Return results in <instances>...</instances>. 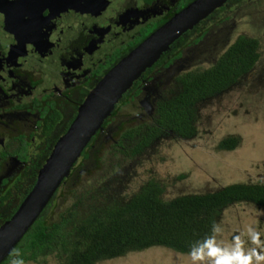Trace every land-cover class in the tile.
Returning a JSON list of instances; mask_svg holds the SVG:
<instances>
[{
	"label": "trees",
	"instance_id": "16d2710c",
	"mask_svg": "<svg viewBox=\"0 0 264 264\" xmlns=\"http://www.w3.org/2000/svg\"><path fill=\"white\" fill-rule=\"evenodd\" d=\"M228 1L232 4L228 9L224 5L216 8L173 42L154 66L161 65L163 61L172 62L169 57L174 53V58H178L180 49L194 36L198 41L208 26L204 22L208 20L210 24L212 21L210 17L222 20L225 18L223 14H229L226 16L228 19L239 0ZM207 64V67L195 65L174 75L170 87L155 100L152 116L120 126L118 138L110 142L114 157L119 158L116 163H109L102 155L96 156L97 167L93 169V178L99 177L100 184L85 192L72 190L68 197L70 201L66 200L54 218L48 219L55 196L59 194L58 188L39 217L0 264H11L17 258L12 255L14 250L19 252L18 258L23 259L25 264H101L156 247L188 255L191 245L210 235L213 224H220L222 214L231 206L249 203L264 207V182L261 181L235 182L172 197L167 194L165 184L154 177L134 189H129L123 182L128 174L125 161L143 162L168 139L186 143L194 139L199 133L200 108L248 76L263 71L264 47L259 37L239 32ZM139 82H134L122 95L124 101L127 96H132L133 91L135 94L139 92ZM70 121L71 118L65 119L56 136L35 140L34 155L29 151L31 140L23 141V148L15 151L19 160L29 163L0 195V225L11 217L30 191L38 170ZM48 127L53 129V123L49 122ZM95 136L82 151L80 160L87 158ZM240 145L236 136H227L219 141L216 150L233 151ZM121 157L125 161H121ZM106 172L112 173L108 176Z\"/></svg>",
	"mask_w": 264,
	"mask_h": 264
},
{
	"label": "flooded vegetation",
	"instance_id": "af4514ba",
	"mask_svg": "<svg viewBox=\"0 0 264 264\" xmlns=\"http://www.w3.org/2000/svg\"><path fill=\"white\" fill-rule=\"evenodd\" d=\"M193 1L0 0L1 174L10 169L12 162L13 166L15 159L23 163L14 179L0 181L3 186L0 195L29 163L19 160L15 154L23 148L21 143L31 140L29 151L34 155L35 140L56 136L58 129L61 130L60 125L65 124L66 118L73 120L78 106L107 71ZM261 1L264 0H239L234 4V10L243 4ZM230 4L226 1L223 5L228 9ZM234 10L230 12L231 16H234ZM223 15L222 20L210 17V24L206 20L204 23L208 26L201 38L196 41L197 36H194L184 44L178 58H174V53L169 57L172 62L163 61L154 66L157 60L147 68L138 79L141 81L139 92L133 91L126 101L121 98L111 113L113 119H108L104 126L115 122V113L119 107L128 106L127 101L132 104L138 100L144 102L146 96L154 110L155 100L170 87L174 75L216 58L236 34L231 37L228 33L221 34L217 43L207 50L199 49V46L210 26L224 22L229 14ZM230 17L229 20L235 22L241 19ZM177 62H182L181 70L170 67ZM167 71L172 72L168 75ZM144 81H150V90L141 87ZM141 115L128 116L123 123L143 120ZM27 116L31 117L28 121ZM49 122L53 123V129L48 127ZM119 126L109 131L107 137L119 136ZM14 140H17L15 145Z\"/></svg>",
	"mask_w": 264,
	"mask_h": 264
},
{
	"label": "rangeland",
	"instance_id": "374dc122",
	"mask_svg": "<svg viewBox=\"0 0 264 264\" xmlns=\"http://www.w3.org/2000/svg\"><path fill=\"white\" fill-rule=\"evenodd\" d=\"M233 15L230 18L241 17V19L235 22L234 19L228 18L222 23L210 26L203 36L199 49H210L223 33H228L231 37L239 32L259 37L264 47V1L243 4L234 10ZM233 32L236 33L232 34ZM181 63H174L170 67L175 66L181 70ZM200 64L204 67L208 66L206 62ZM261 70L263 71L243 79L234 88L210 99L200 108L199 133L194 139L187 143L172 139L165 140L150 157L146 158L147 160L141 163H127L121 157L120 160L125 161L128 173L123 178L125 186L134 189L148 178L154 177L165 184L167 194L172 197L188 192L206 191L235 182H264V65ZM171 72L167 71V74ZM149 82L144 81L141 87L150 90ZM126 103L129 105L119 107L117 114L115 113V122L107 124L95 136L93 145L87 151V158L81 160L79 158L74 163L65 182L59 187L57 192L59 194L55 196V204L48 213V219L54 218V215L65 205L66 200L70 201L68 197L72 190L76 189L77 193L85 192L100 184L99 177L93 178V169L97 167V154L104 156L113 164L119 159L113 155L114 149L110 142L114 138L107 137L109 131H113L114 128L116 130L119 125H129L125 123L128 121L123 123L128 116L142 113L141 118L144 120L148 117L146 114L153 112L150 98L146 96L144 102L138 100L133 104L132 101ZM110 116L107 120L113 119ZM29 117L27 116V121L30 120ZM227 136H236L241 143L240 147L233 151L216 150L219 141ZM115 138L118 136L116 135ZM16 141H13L14 145ZM12 163L7 172L1 174L0 171V181L3 178L11 181L23 166V163L16 159L13 166ZM111 173L106 172L108 176ZM181 176L185 177L181 178ZM2 187L0 184V190ZM220 220L223 232L218 239L225 244L238 234H242V238L247 240L249 226L260 231L261 239L264 240V207L249 203L236 204L225 210ZM248 246L251 247V244L249 243ZM101 264H191V260L188 255L178 254L164 247H156L142 253H130L125 257L104 261Z\"/></svg>",
	"mask_w": 264,
	"mask_h": 264
},
{
	"label": "water",
	"instance_id": "95a60500",
	"mask_svg": "<svg viewBox=\"0 0 264 264\" xmlns=\"http://www.w3.org/2000/svg\"><path fill=\"white\" fill-rule=\"evenodd\" d=\"M228 0H194L158 27L107 71L88 93L66 131L56 140L16 211L0 225V263L8 256L69 175L82 151L115 105L147 68L185 32Z\"/></svg>",
	"mask_w": 264,
	"mask_h": 264
},
{
	"label": "clouds",
	"instance_id": "9594fccd",
	"mask_svg": "<svg viewBox=\"0 0 264 264\" xmlns=\"http://www.w3.org/2000/svg\"><path fill=\"white\" fill-rule=\"evenodd\" d=\"M222 232L221 225L214 223L210 235L191 245L188 253L191 264H264V240L260 231L249 226L247 240L238 234L227 244L218 239ZM12 255L17 258L11 264H25L23 259L18 258V251L14 250Z\"/></svg>",
	"mask_w": 264,
	"mask_h": 264
}]
</instances>
